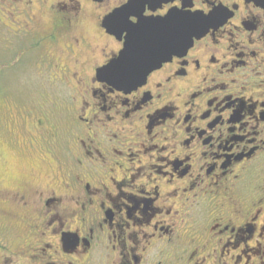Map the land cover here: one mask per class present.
Wrapping results in <instances>:
<instances>
[{"label":"flooded vegetation","instance_id":"flooded-vegetation-1","mask_svg":"<svg viewBox=\"0 0 264 264\" xmlns=\"http://www.w3.org/2000/svg\"><path fill=\"white\" fill-rule=\"evenodd\" d=\"M8 2L37 29L17 67L51 65L30 52L62 40L74 84L60 79L61 109L43 93L19 117L47 168L0 183V264H264V0H212L223 23L131 92L97 75L122 49L102 25L125 0Z\"/></svg>","mask_w":264,"mask_h":264},{"label":"rangeland","instance_id":"rangeland-1","mask_svg":"<svg viewBox=\"0 0 264 264\" xmlns=\"http://www.w3.org/2000/svg\"><path fill=\"white\" fill-rule=\"evenodd\" d=\"M5 1L2 0L5 4L0 3V140L3 141L4 155L8 157L5 161L4 177L7 176L8 171H13L17 178H26L28 176L25 175L27 172L40 170L38 172L41 175V171L47 167H44L38 158L39 147L37 145L31 147L27 144L24 146V144L18 143V141L21 142L20 137L24 135L25 129L20 124L19 117L25 109L30 108V104L38 105L46 102L44 101L45 99L47 100L46 103L52 102L58 96L61 97L60 102L53 100V103L61 109L63 106L62 100L66 99L62 97L67 96L66 93L69 92L62 81L69 79V86L73 85L74 82L71 80L70 76L72 73L68 70L66 58L60 54V50L65 51L62 45V48H60L62 40L59 41L57 48L48 41L45 43L44 48L39 49L37 47L34 51H32V48L30 52L47 54L51 65H43L37 62L35 63L37 67L34 68L17 67L15 54L23 49H31L29 48L31 44L35 47L34 44L37 41V37L36 39L34 38L37 29L25 34L22 31L24 28L21 27L23 23H26L22 15L23 12L20 13L16 7L11 6L12 4L8 0ZM21 8H24L23 5H21ZM40 30L41 28L38 29V32ZM28 37L31 38V41H29ZM87 38L90 40V37ZM85 51L86 53L89 52L87 49ZM36 59H38L37 56L34 57V60ZM88 59L89 61L84 65L87 74L89 73L87 68L90 67L93 60ZM46 78H49V81L46 80L45 84L38 86V83L40 81L45 82ZM60 79L62 80L61 83ZM43 93H46L45 99H43ZM53 118L56 119V117ZM64 129L66 128L64 127ZM64 129L62 128L63 132H65ZM0 221L4 220L0 218ZM187 226L188 224H186L185 228ZM15 232L20 233L19 224H17Z\"/></svg>","mask_w":264,"mask_h":264},{"label":"snow or ice","instance_id":"snow-or-ice-1","mask_svg":"<svg viewBox=\"0 0 264 264\" xmlns=\"http://www.w3.org/2000/svg\"><path fill=\"white\" fill-rule=\"evenodd\" d=\"M245 0H239L240 4H243ZM191 3V0H190ZM189 3V4H190ZM205 5L212 4V8L205 10V8L197 7L195 5L187 9V6L181 4V0H160L159 6L163 8L165 4L169 5L168 8H163V12L160 14L163 20L167 21L170 15L180 18L183 30L187 29V44H184V50H180L179 47L171 48L167 54L164 56L166 59L171 60L173 52L180 57H184L185 52L188 47H194L195 41L203 38L205 34L209 32V29H216L219 27L221 20V15L225 12V9L218 7L212 0H204ZM148 4L152 9V12L148 13L151 16L155 12V8L151 6L150 0L143 3ZM134 0H125V3L121 6L117 4L116 9L108 15L107 19L103 21V27L114 38V40L122 41L118 47L122 48L125 52H130V33H136L145 23L148 22L146 19V14L143 10H135ZM175 9L176 12L172 13ZM187 9V10H186ZM232 13H229L231 15ZM184 42V36L182 33V42ZM180 44V45H181ZM127 72V64L122 63L120 60H112L109 63L101 65L99 68V78L105 80L107 84H112L116 81V86L120 87L121 84L126 86V90L131 92L136 84L128 85L124 82V77ZM98 87L100 85H97ZM8 159L4 155L3 141L0 140V183L3 182L4 172H5V161Z\"/></svg>","mask_w":264,"mask_h":264},{"label":"water","instance_id":"water-1","mask_svg":"<svg viewBox=\"0 0 264 264\" xmlns=\"http://www.w3.org/2000/svg\"><path fill=\"white\" fill-rule=\"evenodd\" d=\"M136 1L134 0V6ZM139 1L142 6L147 0ZM175 12L176 10H172V13ZM146 19L148 22L136 33H130L129 47L131 51L125 52L121 49L119 54L111 59V61L120 60L122 63L127 64L124 82L128 85L142 82L150 71L167 60L164 56L171 48L180 46V50L183 51L184 44L188 42V30H183L180 18L170 15L167 21H160L163 20L162 16H146ZM182 33L184 36L183 44H181ZM97 75L99 76V70ZM112 84L116 85V81ZM121 86L125 85L121 84Z\"/></svg>","mask_w":264,"mask_h":264}]
</instances>
